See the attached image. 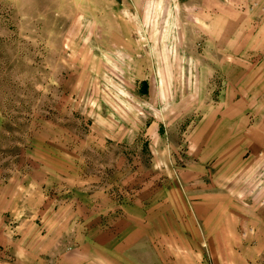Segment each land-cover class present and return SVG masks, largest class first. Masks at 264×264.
<instances>
[{
  "label": "rangeland",
  "instance_id": "374dc122",
  "mask_svg": "<svg viewBox=\"0 0 264 264\" xmlns=\"http://www.w3.org/2000/svg\"><path fill=\"white\" fill-rule=\"evenodd\" d=\"M136 227L139 263L264 264V0H0V264Z\"/></svg>",
  "mask_w": 264,
  "mask_h": 264
},
{
  "label": "crops",
  "instance_id": "0c3cea01",
  "mask_svg": "<svg viewBox=\"0 0 264 264\" xmlns=\"http://www.w3.org/2000/svg\"><path fill=\"white\" fill-rule=\"evenodd\" d=\"M141 229V230H140ZM135 232V235H133ZM140 234V235H139ZM123 241L120 240L122 244H120L119 247H116V249H112V254L116 258V262H111V264H145V262H137L132 257L129 258L130 250L132 249H139V244L143 246V239L144 237L148 238L147 231L144 229V227H136L133 228L131 234H124L123 235ZM118 240V239H117ZM143 248V247H142ZM119 260V261H118Z\"/></svg>",
  "mask_w": 264,
  "mask_h": 264
}]
</instances>
